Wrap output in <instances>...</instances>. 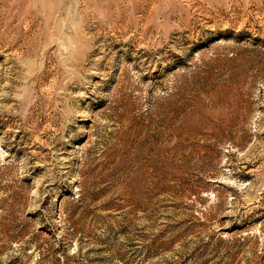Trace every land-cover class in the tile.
I'll return each instance as SVG.
<instances>
[{
  "label": "rangeland",
  "instance_id": "obj_1",
  "mask_svg": "<svg viewBox=\"0 0 264 264\" xmlns=\"http://www.w3.org/2000/svg\"><path fill=\"white\" fill-rule=\"evenodd\" d=\"M0 264H264V0H0Z\"/></svg>",
  "mask_w": 264,
  "mask_h": 264
}]
</instances>
